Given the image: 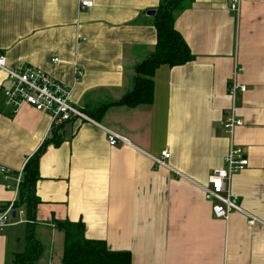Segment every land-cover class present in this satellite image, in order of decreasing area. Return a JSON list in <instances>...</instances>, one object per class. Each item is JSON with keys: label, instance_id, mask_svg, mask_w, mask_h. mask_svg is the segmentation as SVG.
<instances>
[{"label": "crops", "instance_id": "obj_1", "mask_svg": "<svg viewBox=\"0 0 264 264\" xmlns=\"http://www.w3.org/2000/svg\"><path fill=\"white\" fill-rule=\"evenodd\" d=\"M81 1L93 5L80 8ZM160 1L0 0L7 67L50 75L93 121L54 127L28 105L11 113L1 95L11 81L0 71V167L10 172L9 180L0 174V210L18 201L15 175L44 150L38 203L25 212L33 223L12 224L0 235V264H62L64 234L55 221L82 222L87 239L129 252L132 264H264V228L248 227L238 213L216 219L201 189L230 146L220 122L235 80L246 91L236 97L243 125L233 145L248 166L232 177L230 190L264 221V0H242L238 13L223 0H185L174 29L194 59L154 71L150 104H116L154 51L155 15L147 13L156 14ZM75 69L82 71L78 80ZM103 128L130 144L109 146ZM163 151L169 168L151 160Z\"/></svg>", "mask_w": 264, "mask_h": 264}, {"label": "built area", "instance_id": "obj_2", "mask_svg": "<svg viewBox=\"0 0 264 264\" xmlns=\"http://www.w3.org/2000/svg\"><path fill=\"white\" fill-rule=\"evenodd\" d=\"M230 11L238 13L242 0H223ZM93 3L81 1L80 8L92 7ZM52 62L57 63L54 59ZM0 71H2L11 86L3 88V106L15 113L21 106L28 105L35 111L47 115L51 119L54 127H58L72 119L93 122L81 109L70 101V89L58 82L50 75L37 68H25L23 70H13L7 67L6 59L0 54ZM235 69L233 76L237 73ZM82 75V71L75 69V80ZM246 87L233 80L228 86L227 94L231 100V107L225 111L220 125L230 140V146L223 157V166L214 169L207 178V184L202 186V194L205 201L210 203L211 212L216 219L227 221L232 213H238L245 218L248 227L260 226L264 228V221L252 214L244 211L239 206L230 190L231 179L248 166V159L242 149L233 145V135L235 130L243 125L242 119L238 116L235 106L238 93H244ZM109 146L129 145V141L118 133L103 128ZM169 152H161L160 157H152L151 160L156 166L169 168L167 160ZM0 174L4 180L10 179V172L4 167H0ZM23 177V168L15 175L14 188L16 191ZM17 200L13 199L6 207L0 210V235L12 224H32V220L25 218V211L17 207ZM15 223H12V220Z\"/></svg>", "mask_w": 264, "mask_h": 264}, {"label": "trees", "instance_id": "obj_3", "mask_svg": "<svg viewBox=\"0 0 264 264\" xmlns=\"http://www.w3.org/2000/svg\"><path fill=\"white\" fill-rule=\"evenodd\" d=\"M184 1H160L154 20L156 30L154 51L136 67L137 77L134 89L116 104L129 108L150 104L153 98L154 71L161 65L181 66L194 59L186 42L174 29L176 14L182 9ZM106 108H100L98 113H103ZM55 145H58V142ZM43 152L42 148L39 149L23 166V177L19 185L16 206L23 207L26 214L33 212L38 203L34 197V187L39 177L38 163ZM26 194H29V197H26ZM55 227L64 234L62 264H132L129 252L111 251L105 242L87 239L82 222L55 221ZM27 244L35 247L32 238ZM19 259L22 260V258Z\"/></svg>", "mask_w": 264, "mask_h": 264}, {"label": "water", "instance_id": "obj_4", "mask_svg": "<svg viewBox=\"0 0 264 264\" xmlns=\"http://www.w3.org/2000/svg\"><path fill=\"white\" fill-rule=\"evenodd\" d=\"M147 15L154 16V15H155V12H154V11H149V12L147 13Z\"/></svg>", "mask_w": 264, "mask_h": 264}, {"label": "rangeland", "instance_id": "obj_5", "mask_svg": "<svg viewBox=\"0 0 264 264\" xmlns=\"http://www.w3.org/2000/svg\"><path fill=\"white\" fill-rule=\"evenodd\" d=\"M15 220L13 219L12 222H14Z\"/></svg>", "mask_w": 264, "mask_h": 264}]
</instances>
